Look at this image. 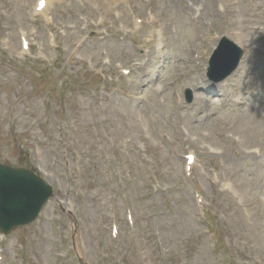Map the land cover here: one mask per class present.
<instances>
[{
  "label": "rangeland",
  "instance_id": "374dc122",
  "mask_svg": "<svg viewBox=\"0 0 264 264\" xmlns=\"http://www.w3.org/2000/svg\"><path fill=\"white\" fill-rule=\"evenodd\" d=\"M37 1L0 0V163L55 200L0 264H264V0ZM220 36L246 53L213 87Z\"/></svg>",
  "mask_w": 264,
  "mask_h": 264
},
{
  "label": "water",
  "instance_id": "95a60500",
  "mask_svg": "<svg viewBox=\"0 0 264 264\" xmlns=\"http://www.w3.org/2000/svg\"><path fill=\"white\" fill-rule=\"evenodd\" d=\"M238 59L232 44L223 41L210 61L209 78L223 80ZM49 195L48 189L29 173L0 167V229L8 232L34 220Z\"/></svg>",
  "mask_w": 264,
  "mask_h": 264
}]
</instances>
